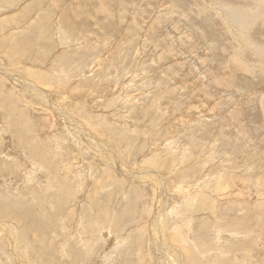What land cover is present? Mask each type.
<instances>
[{"label": "rangeland", "instance_id": "374dc122", "mask_svg": "<svg viewBox=\"0 0 264 264\" xmlns=\"http://www.w3.org/2000/svg\"><path fill=\"white\" fill-rule=\"evenodd\" d=\"M0 58V264H264V0H0Z\"/></svg>", "mask_w": 264, "mask_h": 264}, {"label": "bare ground", "instance_id": "6f19581e", "mask_svg": "<svg viewBox=\"0 0 264 264\" xmlns=\"http://www.w3.org/2000/svg\"><path fill=\"white\" fill-rule=\"evenodd\" d=\"M32 1V0H31ZM52 8V7H51ZM34 11V10H33ZM22 12V11H21ZM24 13H25V11H24ZM48 15H49V13H48ZM44 16V15H43ZM45 17V16H44ZM48 18L49 17H46V18H43L44 19V22H48ZM23 19V18H22ZM42 19V20H43ZM57 19V18H56ZM50 20V19H49ZM67 20V19H66ZM68 21V20H67ZM70 21V20H69ZM62 22V21H61ZM71 23V22H70ZM66 24V23H65ZM72 24V23H71ZM45 25V24H44ZM75 25V24H74ZM66 27V26H65ZM77 27V26H76ZM60 29V28H59ZM46 30V29H45ZM50 30V29H49ZM53 30V29H52ZM54 31V30H53ZM52 31V32H53ZM56 31V30H55ZM65 32H66V30H65ZM47 33V32H46ZM61 33V32H60ZM68 33V32H67ZM48 36V35H47ZM49 39V38H48ZM5 45V44H4ZM6 46V45H5ZM35 48V47H34ZM49 49H51V48H49ZM36 50V49H35ZM25 52V51H24ZM19 53V52H18ZM21 55V54H20ZM11 57V56H10ZM24 58V57H23ZM0 59H2V58H0ZM9 59V58H8ZM44 59H45V57H44ZM49 60V59H48ZM0 61H4L3 59L2 60H0ZM1 67V66H0ZM35 71V70H34ZM43 71V70H42ZM53 71V70H52ZM33 72V71H32ZM54 72V71H53ZM56 72V71H55ZM54 72V73H55ZM37 74V73H36ZM48 74V73H47ZM43 76V75H42ZM42 76H39L40 78H38V80H39V82L41 83V84H43L44 85V83H45V78L44 77H42ZM49 76H50V73H49ZM11 77H12V75H11ZM53 78V77H52ZM28 79V78H27ZM31 79V78H30ZM37 79V78H36ZM54 79V78H53ZM49 80H50V78H49ZM27 81V80H26ZM47 81H48V79H47ZM32 82V81H31ZM26 83L27 82H25V85H26ZM30 84V83H29ZM31 85V84H30ZM67 85H68V83H67ZM32 87L33 88H35L33 85H32ZM38 87V86H37ZM63 87V86H62ZM64 87H67V86H64ZM26 88V87H25ZM24 88V89H25ZM40 90V89H39ZM39 90H37L36 89V92H35V98H36V95L40 98V100H41V104H46L47 105V103H49L48 102V100L47 99H45V98H47V96H49L50 94H46L47 96H45V95H42L41 93H40V91ZM58 90L61 92V93H63L62 95H64V94H66V95H68L69 94V91H68V89L67 88H65V89H63L62 91H61V88L59 89L58 88ZM32 92V91H31ZM41 92H44V89L42 90L41 89ZM31 94V93H30ZM44 94V93H43ZM53 94V93H52ZM61 95V96H62ZM52 96V95H51ZM53 96H55V95H53ZM51 98V97H50ZM55 98V97H54ZM65 98H66V96H65ZM53 99V98H52ZM69 99V98H68ZM66 100V99H65ZM65 100L63 101L62 100V104L63 105H67V101L65 102ZM71 100V99H70ZM49 101H50V99H49ZM53 101V100H52ZM52 104V103H51ZM55 104H53V106H54ZM58 107V106H57ZM59 110V109H58ZM62 110V109H61ZM60 111V110H59ZM61 112V111H60ZM59 112V113H60ZM62 113V119H63V121L65 122L64 124H66L68 121H71V122H76L75 120L76 119H74L73 117H70L68 114H66L65 112L63 113V112H61ZM61 115V114H60ZM56 116V115H55ZM77 116V115H76ZM78 122V121H77ZM80 123V122H79ZM72 126V125H71ZM78 125H76V127H77ZM75 127V126H74ZM75 127V128H76ZM73 128V127H72ZM65 130H71L68 126H66L65 125ZM72 131L73 132H80V133H83V131H82V129H78V128H76V129H72ZM70 135H72L71 137H72V143H73V145L74 146H78L79 145V147H82L83 146V144H81V142H80V140L76 137V135H75V133H72L71 131H70V133H69ZM99 135V134H98ZM68 137H70V136H68ZM82 137H84L83 135H82ZM99 137V136H98ZM101 137H102V135H101ZM100 138V137H99ZM71 141V140H70ZM92 145V144H91ZM94 145V144H93ZM94 148V147H93ZM92 148V149H93ZM82 148H80V150H81ZM83 149H84V147H83ZM87 150H88V148H86ZM85 149V150H86ZM91 149V150H92ZM69 149L67 150V152L69 153ZM79 151V150H78ZM78 151H76V152H78ZM96 151H97V149H96ZM96 151H94V152H96ZM98 152V151H97ZM80 153V152H79ZM82 153V152H81ZM87 153V152H86ZM70 154H71V158L72 157H76V154H74V153H71L70 152ZM96 154V153H95ZM98 154V153H97ZM68 155V154H67ZM78 155V154H77ZM105 155V154H104ZM79 156V155H78ZM108 156V155H107ZM67 158V157H66ZM84 159V158H83ZM101 159H103V158H101ZM67 160H69V159H67ZM237 172V171H236ZM255 176V175H254ZM172 177V176H171ZM220 179H218L217 181H219ZM216 181V182H217ZM215 182V183H216ZM219 183V182H218ZM256 183V182H255ZM213 186V185H212ZM220 186L221 187H223L222 186V183L220 182L219 184H217L216 183V185H214L213 186V192L214 193H220L222 190H221V188H220ZM217 195H220V194H217ZM195 199H196V197H195ZM220 199V198H219ZM0 222L1 223H6V222H12L15 226H21V225H25L26 224V226L28 225V223H25V222H23L22 220H21V211H16V210H14V209H11V210H7V211H4L3 209H0ZM181 233V232H180ZM156 234V233H155ZM187 237V236H186ZM115 247V246H114Z\"/></svg>", "mask_w": 264, "mask_h": 264}]
</instances>
